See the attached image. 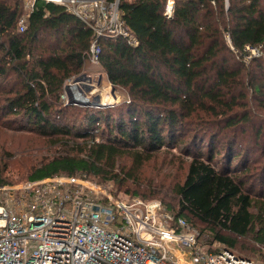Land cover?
I'll return each instance as SVG.
<instances>
[{
	"label": "trees",
	"instance_id": "obj_1",
	"mask_svg": "<svg viewBox=\"0 0 264 264\" xmlns=\"http://www.w3.org/2000/svg\"><path fill=\"white\" fill-rule=\"evenodd\" d=\"M166 2L120 0L122 19L137 44L103 37L99 58L108 81L126 91L129 100L118 116L112 107L86 112L77 126L62 120L61 96L67 80L91 63L94 31L64 7L37 2L20 32L24 1L0 0L3 116L20 117L27 123L25 129L41 136L87 138L78 155L54 157L27 180L56 175L106 178L107 169L114 171L116 158L126 150L139 167L177 141L191 122L197 126L191 129L193 137L201 146L208 142V153L204 156L201 147L194 155L184 183L175 189L176 202L165 208L204 225L202 233L207 228L213 239L232 249L236 239L221 231L235 237L252 235L264 248V207L251 211L254 201L237 176L251 169L245 162L251 151L237 150L236 130L224 133L248 124L264 149V124L237 111L243 104L247 112L250 97L264 108V0H176L171 17L164 15ZM248 45L260 48L262 55L246 61ZM12 80L16 88L7 89ZM205 117H221L220 132L211 131L208 124L213 122ZM224 154L225 166L217 169L214 158ZM235 160L239 162L233 166ZM3 174L1 170L0 184L9 183Z\"/></svg>",
	"mask_w": 264,
	"mask_h": 264
},
{
	"label": "built area",
	"instance_id": "obj_2",
	"mask_svg": "<svg viewBox=\"0 0 264 264\" xmlns=\"http://www.w3.org/2000/svg\"><path fill=\"white\" fill-rule=\"evenodd\" d=\"M23 1L20 32L37 2L62 6L93 30L91 63L100 64L103 37L137 44L122 19L120 0ZM175 3L167 0L165 16H172ZM245 51L246 61L262 53L249 45ZM206 239L161 201L113 198L86 177L56 175L19 186L0 184V264H255L216 242L211 249Z\"/></svg>",
	"mask_w": 264,
	"mask_h": 264
},
{
	"label": "rangeland",
	"instance_id": "obj_3",
	"mask_svg": "<svg viewBox=\"0 0 264 264\" xmlns=\"http://www.w3.org/2000/svg\"><path fill=\"white\" fill-rule=\"evenodd\" d=\"M83 76L84 78L76 81L78 77ZM16 85L17 82L12 80L7 85V89L16 88ZM73 85L79 87L83 99L75 100V93L71 90ZM66 86H69L70 89L66 90ZM66 86L63 93L66 97L65 99L61 98L63 103L61 108L65 113L62 115V120L67 123H77V126L84 120L86 112L106 110L112 107L114 116H118L129 100L126 91L119 88L114 89L101 64L88 63L81 74L67 80ZM255 102L257 99L250 97L247 112L242 110L243 104L239 106L237 111L240 115L245 113L252 115L254 123L264 124V108ZM2 103L0 98V108ZM55 119H57L56 115ZM204 119L213 122L208 124L211 131L220 132L223 127V124L220 123L221 117H205ZM247 125L242 128L239 126L235 129H225L224 133L234 134L232 131L236 130L239 134L237 150L245 152L248 148L251 151L248 159L245 160L246 165L251 166V169L248 172H240L237 176L245 184V193H248L254 201V207L251 208V211L258 213L260 207H264L263 140L255 138L254 129ZM24 126H27V123L20 117L12 114L4 117L0 111V171L4 172L3 177L10 185L19 186L28 181V175L35 168L49 162L54 157L65 154L78 155L82 144L87 141V138H78L73 135L41 136L33 130L25 129ZM195 127H197L196 124L189 122L177 141L155 153L150 160L144 161L139 167L132 154L129 153L130 151L126 150L124 154L116 158L114 171L107 169L106 178L92 175L90 180L107 188L112 193L113 198L121 200L134 197H143L142 199L146 200L157 199L166 206L169 202H176L175 189L184 183L194 155L200 154L199 149L201 147H203L204 156L208 153V142L205 140L201 146L200 141L193 137ZM223 135L219 140L221 143L223 142ZM100 139L97 138L98 141ZM214 159L213 163L217 169L224 168L225 154ZM237 162L239 161L235 160L233 166L237 165ZM259 217H262V214ZM189 222L193 223L199 230L205 227L201 224L196 225L190 219ZM203 233L211 234L207 228L203 230ZM221 234L235 238L236 247L232 249L216 241L210 235L207 236L206 242L211 249L216 242L219 248L232 250L240 256L252 259L255 264H264V248L254 242L252 235L235 237L226 231H221Z\"/></svg>",
	"mask_w": 264,
	"mask_h": 264
},
{
	"label": "bare ground",
	"instance_id": "obj_4",
	"mask_svg": "<svg viewBox=\"0 0 264 264\" xmlns=\"http://www.w3.org/2000/svg\"><path fill=\"white\" fill-rule=\"evenodd\" d=\"M71 90L73 91V93H75V96H76V98L75 99H83V96H82V94L79 92V87L78 86H72L71 87Z\"/></svg>",
	"mask_w": 264,
	"mask_h": 264
},
{
	"label": "water",
	"instance_id": "obj_5",
	"mask_svg": "<svg viewBox=\"0 0 264 264\" xmlns=\"http://www.w3.org/2000/svg\"><path fill=\"white\" fill-rule=\"evenodd\" d=\"M82 78H84V76L83 77H78L77 78V80L76 81H79L80 79H82ZM70 89V87L69 86H66V90H69ZM115 89V88H114ZM76 100V99H75ZM77 101V100H76ZM79 101V100H78Z\"/></svg>",
	"mask_w": 264,
	"mask_h": 264
}]
</instances>
